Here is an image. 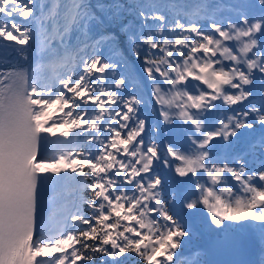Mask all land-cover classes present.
Returning a JSON list of instances; mask_svg holds the SVG:
<instances>
[{"label":"snow or ice","instance_id":"obj_1","mask_svg":"<svg viewBox=\"0 0 264 264\" xmlns=\"http://www.w3.org/2000/svg\"><path fill=\"white\" fill-rule=\"evenodd\" d=\"M198 222L264 264V0H0V264H232Z\"/></svg>","mask_w":264,"mask_h":264},{"label":"bare ground","instance_id":"obj_2","mask_svg":"<svg viewBox=\"0 0 264 264\" xmlns=\"http://www.w3.org/2000/svg\"><path fill=\"white\" fill-rule=\"evenodd\" d=\"M51 141H54V137H50L49 138ZM47 153V152H46ZM44 153V155L46 154ZM194 227L198 228V232H196V235L193 237V240L190 242V244L188 245V247L184 250V251H188V252H192L194 251V249L197 247V245L200 243H204V241L211 235L207 232V230L204 228L203 223L202 222H198L194 225ZM196 254H199L201 259H205L204 254H202L200 251H198L197 249L195 250ZM194 251V253H195ZM191 253V254H194Z\"/></svg>","mask_w":264,"mask_h":264},{"label":"rangeland","instance_id":"obj_3","mask_svg":"<svg viewBox=\"0 0 264 264\" xmlns=\"http://www.w3.org/2000/svg\"><path fill=\"white\" fill-rule=\"evenodd\" d=\"M53 118L55 119V116ZM54 139L55 140L53 142L57 141L59 138L58 137H54ZM45 155H49L50 156V155H52V153L51 152H47Z\"/></svg>","mask_w":264,"mask_h":264}]
</instances>
